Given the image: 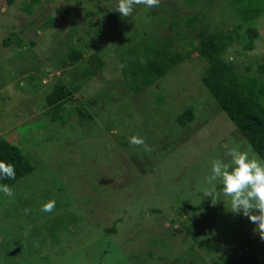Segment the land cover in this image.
I'll list each match as a JSON object with an SVG mask.
<instances>
[{
    "label": "rangeland",
    "instance_id": "obj_1",
    "mask_svg": "<svg viewBox=\"0 0 264 264\" xmlns=\"http://www.w3.org/2000/svg\"><path fill=\"white\" fill-rule=\"evenodd\" d=\"M27 1L0 6V41L13 40L0 47V136L34 166L11 186L12 197L0 193V264H264V240L255 225L230 212L219 185L215 204L203 195L212 162L230 159L233 148L264 159L201 86L202 61L178 65L161 90L151 87L147 95L113 87L110 79L122 81L117 61L128 44L126 25L137 18L138 29L153 26L158 19L147 23L153 10L134 5L138 10L126 23L116 20L117 0H39L31 15L21 8ZM212 1L210 7H200L201 0L190 6L186 0L157 3L182 15L199 10L209 25L233 28L231 0ZM96 8L103 14L85 16ZM47 20L53 26L39 28ZM255 25L253 49L234 40L227 50L240 72L249 65L248 73H256L264 62V16ZM161 27L157 32L171 35L167 22ZM74 30L72 45L89 50L83 49L78 64L55 71L56 50ZM21 42L26 47L19 52ZM174 44L189 49L184 39ZM58 78L66 87L79 86L73 102L60 110L82 108L62 123L51 119L45 105ZM157 95L164 97L161 106ZM186 107L194 108L196 118L180 126L176 117ZM214 126L220 129L215 134ZM133 136L144 144L130 143ZM47 200L56 202L50 213L40 210Z\"/></svg>",
    "mask_w": 264,
    "mask_h": 264
},
{
    "label": "trees",
    "instance_id": "obj_2",
    "mask_svg": "<svg viewBox=\"0 0 264 264\" xmlns=\"http://www.w3.org/2000/svg\"><path fill=\"white\" fill-rule=\"evenodd\" d=\"M196 1L186 0V5L190 6ZM15 2L16 0H0V6L8 8L13 6ZM38 2L39 0H29L24 2L21 8L28 15H31L34 5ZM229 3L232 7L233 28L227 29L209 25L206 21V15L199 10L192 14L182 15L166 7L160 9V3L150 7L153 13H149V15L153 16L147 15V23L152 21V18L158 19L157 22L153 26H144L142 29H138L135 25L137 18L132 22H127L131 15L137 12V6L133 7L132 13L127 17H122L117 13L116 20L122 19L128 23L126 25L128 44L125 46L126 48L123 46L126 51L125 55L118 58L117 61L119 64L118 75L121 76L122 81L110 79V83L113 84V87L114 84H121L126 87L128 92L137 95H147L146 91L148 89L161 84L178 65L185 61L191 62L194 58L198 59L203 63L200 72L201 86L215 99L216 108L224 112L225 119L227 118L239 131L253 153L264 159V79L262 77L264 76V62L258 65L256 73L251 74L248 73L251 69L249 65L245 67V72H240L235 61L226 56L227 50L232 48L231 44L234 40L242 42L241 44L245 50L253 49L254 41L259 36L255 24L264 16V0H231ZM212 4V0H201L199 6L210 7ZM138 6L143 8L144 4ZM224 12H221L223 17ZM97 13L103 14L102 11L96 8L86 11L85 16L90 19ZM112 17L113 14L108 16L109 19ZM201 20H204V22ZM165 22L168 23L171 35L164 36L161 32H157ZM42 25L43 27H51L52 21L47 20ZM76 33L75 30L70 31L69 38L58 46L56 50L58 52V64L54 67L55 71L62 70L65 65L78 64L83 55V49L85 51L89 50L87 44L84 48H76L72 45L71 36ZM102 34H104L103 31L101 36ZM124 34L126 35V32ZM15 36L18 35L15 33L10 34L12 38ZM175 38L184 39L189 49L182 47L185 49L183 51L175 45ZM78 40H81V38H78ZM12 43L11 38H4L0 41V47H9ZM30 44L35 45V41L29 43L28 48L31 47ZM25 45L21 42L17 45V50L22 52L26 47ZM28 71L30 69L22 70L21 74L23 75ZM1 72H3V68L0 69ZM75 84L66 87L58 78L46 94L45 105L48 109L46 113L51 116L53 121L64 122V119H67L64 117L70 116L71 111H75L78 115L82 114V108L79 105H72L60 110L65 102H73L72 96L79 90V86ZM158 88L162 89L160 85ZM163 98L161 95L156 96L155 100L159 103V106H161L160 102ZM159 108L161 110V107ZM142 109H145L143 104ZM214 115L209 118L210 122L215 118ZM195 118L194 108L186 107L177 115L176 121L180 126H185L187 123L193 122ZM212 123H214V119ZM211 130L212 132H219L220 129L214 126ZM212 132L210 133L212 134ZM2 137L1 135L0 160L12 163L15 167L16 176L14 179L0 180V183L8 184L11 187L21 177L31 173L34 166L20 148ZM25 141L28 142L24 137L22 145ZM112 230L108 229L109 232H112ZM172 238L177 239V236H172ZM149 255H151V252ZM188 259L192 260L189 257L185 258L184 261L181 260L180 263H188Z\"/></svg>",
    "mask_w": 264,
    "mask_h": 264
},
{
    "label": "clouds",
    "instance_id": "obj_3",
    "mask_svg": "<svg viewBox=\"0 0 264 264\" xmlns=\"http://www.w3.org/2000/svg\"><path fill=\"white\" fill-rule=\"evenodd\" d=\"M157 2L158 0H117L114 9L122 17H127L132 13L134 5L144 4L152 7ZM39 28L44 27L41 24ZM50 74L48 72L46 77H50ZM130 143L143 145L144 140L133 136L130 138ZM228 155L230 159L226 161L217 159L212 162L211 174L207 177L210 188L204 191L203 195L211 197L213 203L219 185L223 195L229 198L230 212L247 217L255 225L253 231L264 240V161L236 148H233ZM15 176L14 165L0 160V180L14 179ZM0 193L7 197L13 196L12 188L8 184L0 183ZM55 206V200H47L40 210L50 213Z\"/></svg>",
    "mask_w": 264,
    "mask_h": 264
}]
</instances>
